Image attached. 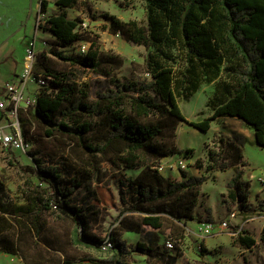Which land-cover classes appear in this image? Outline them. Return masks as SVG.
I'll return each instance as SVG.
<instances>
[{
	"label": "trees",
	"instance_id": "trees-1",
	"mask_svg": "<svg viewBox=\"0 0 264 264\" xmlns=\"http://www.w3.org/2000/svg\"><path fill=\"white\" fill-rule=\"evenodd\" d=\"M144 1L146 24L133 19L121 21L108 14L104 17L112 31H120L148 50L144 59L148 78L115 77L120 59L103 55L94 40H88L80 56L62 50H53V54L110 78L111 87L98 92L95 98L89 96L86 84L72 81L65 73L43 74L35 62V71L46 82L38 90L30 116L45 128L46 136L65 137L69 156L73 154L78 160L71 163L66 155L62 156V164L71 174L66 178L58 174L56 165L39 168L17 164L25 175L18 187L23 202L9 201L0 184V251L30 263L37 260L35 252L41 241L60 253L62 259L56 264H71L75 261L67 248L93 244L100 248L108 237L112 248L106 252L111 254L84 257L78 262L127 264L125 257L132 252L168 260L163 251L144 241L127 243L118 231L107 237L94 234L90 214L105 208L107 191L93 186L91 201L83 207L70 201L75 189L93 174H100L103 162L120 171L136 169V175L120 180L125 189H121L119 199L126 206L118 224L122 232L139 233L144 226L159 229L163 215L183 223L192 220L198 187L208 180L205 175H191L184 170H180L179 180L157 169L164 157L182 153L176 143L180 122L206 132L212 120L239 118L253 129L255 143L264 147V0ZM77 4L78 0H55L60 11L39 24V29L51 34L61 49L81 39L77 22L64 11ZM46 7L43 0L40 12ZM204 83L213 84L207 101L211 113L201 121H188L178 98L188 100ZM26 118L29 116L21 119L24 136ZM208 160L207 170L234 167L235 174L227 183L228 195L238 202L239 212L247 219L251 204L249 184L242 179L238 166L245 164L240 146L220 137L217 149L208 150ZM49 215L68 224L64 240L44 239ZM235 232V242L240 247L250 249L256 244L246 231ZM260 241L264 244V225Z\"/></svg>",
	"mask_w": 264,
	"mask_h": 264
},
{
	"label": "rangeland",
	"instance_id": "rangeland-1",
	"mask_svg": "<svg viewBox=\"0 0 264 264\" xmlns=\"http://www.w3.org/2000/svg\"><path fill=\"white\" fill-rule=\"evenodd\" d=\"M40 2V0H0V26H3L0 27V31L9 30V34H15L16 39L23 38L24 35L33 38L36 35V66L43 74H68L72 81L86 84L89 96L95 98L98 92L111 87L110 78L71 65L53 54V50H62L66 54L80 56L81 46H87L88 40H94L103 55H114L120 59V66L114 69L115 77L122 80L149 77L144 67L148 50L143 45L128 40L120 31H112L109 20L104 17L108 14L121 21L133 19L146 24L144 0H78L76 6L65 8L64 11L68 18L77 22L76 31L80 33L81 39L63 49L55 44L54 38L48 32H43L37 26L38 17L44 20L60 10L55 5V0H48L46 10L40 12ZM38 90L39 86L36 83H30L26 94L35 97ZM212 91L213 84L204 83L188 100L178 98L181 112L188 121H201L211 113L207 101ZM25 122V138L30 144L26 153L4 149L0 145V184L4 185L7 199L14 203L23 202L18 187L25 179L24 173L19 170L17 164L39 168L56 165L58 174L66 178L71 174L62 164V156L66 155L67 161L71 163L78 160L73 154L69 156L70 148L65 137L46 136L45 128L41 127L33 116L26 118ZM220 125L212 120L209 130L203 132L195 129L188 122H180L176 130V143L182 149V153L165 158L169 163L182 159L187 166L185 170L187 173L208 177V180L198 187L192 220L183 223L163 215L161 228L144 226L139 233H127L126 237L118 224L123 216L119 195L121 189H125L121 187L120 180L123 176L136 175L138 170L120 171L105 162L101 164L102 172L93 174L81 187L76 188L70 201L83 204L85 207L86 203L91 201L92 187L100 186L107 191L105 202L107 205L90 214L92 232L99 237H107L108 234L118 231L131 245L137 240L144 241L153 248L163 251L168 257V260H159L132 252L125 257L127 264H264V244L260 241L264 225V147L250 144L248 141H244L242 146L239 145L245 164L239 163L238 166L243 172L242 179L249 184L248 201L251 204L250 214L246 219L239 212L238 202L233 201L228 195L227 183L235 174L234 167L224 170L206 169L209 163L208 150L217 149L218 137L214 133L215 128ZM162 161L165 162L163 159ZM174 172L175 176H181L180 170ZM163 174L167 175V170ZM169 176L172 177L171 174ZM33 179L35 182L38 181L36 176H33ZM231 212L235 213V217L228 220ZM133 217L136 216H130ZM126 218L129 217L126 215ZM47 221V229L43 233L44 239L64 240L68 224L52 215L47 216ZM223 221H228V225L218 228ZM202 223H212L215 227L213 233L204 234ZM240 229L253 237L257 244L250 249L236 244L235 230ZM171 237L175 240V247L167 249L165 241ZM67 253L74 258L75 263L71 264H80L78 261L84 260V257H105L111 254V252H102L95 244L67 248ZM35 255H38L37 260H30V263H27L16 255L0 251V264H56L62 259L59 252L46 247L41 241L38 243Z\"/></svg>",
	"mask_w": 264,
	"mask_h": 264
},
{
	"label": "built area",
	"instance_id": "built-area-1",
	"mask_svg": "<svg viewBox=\"0 0 264 264\" xmlns=\"http://www.w3.org/2000/svg\"><path fill=\"white\" fill-rule=\"evenodd\" d=\"M40 5L43 0H40ZM48 1V0H44ZM43 20L40 17L37 18V26ZM38 32V31H37ZM36 42L37 38L34 35L33 38L29 39L26 45L22 68L17 74L16 82H8L5 84L4 89L0 95V145L4 149L18 150L22 153H26L29 150L30 144L26 140L23 130L21 119L26 116H30V113L34 109L36 103V96L32 97L26 94V89L28 84L36 83L39 88L45 85V78L41 73L35 71L36 62ZM87 46L82 45L80 48L81 54L86 51ZM37 95V94H36ZM187 166L185 162L180 159L176 162H161L157 166L159 172L163 173L167 169L175 170H186ZM235 213L231 212L228 216V220L233 219ZM228 221H223L219 224L218 228L226 227ZM217 228V229H218ZM202 230L204 234L209 235L213 233L215 227L212 223H202ZM165 246L168 249H173L175 247V242L173 239L168 238L165 241ZM101 251H108L112 248V242L107 237L100 244ZM80 264H87L86 262H80Z\"/></svg>",
	"mask_w": 264,
	"mask_h": 264
},
{
	"label": "crops",
	"instance_id": "crops-1",
	"mask_svg": "<svg viewBox=\"0 0 264 264\" xmlns=\"http://www.w3.org/2000/svg\"><path fill=\"white\" fill-rule=\"evenodd\" d=\"M9 33H10L9 30L2 29L0 31V95L6 83L17 81V74L18 72H20L22 68L25 48L30 39V37L25 35L23 38L16 39L15 34H9ZM215 121L221 124L220 126H217L215 128L214 135L216 137L218 138L221 137L225 141H233L237 145H241V146L244 141H248L250 144L257 145L254 140L253 129L247 126L243 120L235 117H221L215 119ZM0 122L2 121L0 120ZM165 158L166 157L163 158L164 161ZM174 171L175 169H167L168 172L167 175L171 174L172 177L180 180L181 176L180 177L175 176ZM188 174L195 175L193 173H188ZM125 206L126 205H122V209ZM123 233L126 236L127 233H135V232L126 231ZM124 235L122 236V239H126Z\"/></svg>",
	"mask_w": 264,
	"mask_h": 264
}]
</instances>
